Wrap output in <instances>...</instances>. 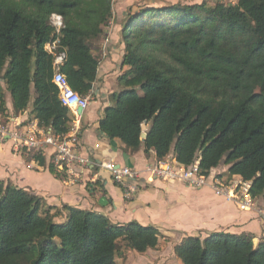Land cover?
Segmentation results:
<instances>
[{
	"label": "trees",
	"instance_id": "16d2710c",
	"mask_svg": "<svg viewBox=\"0 0 264 264\" xmlns=\"http://www.w3.org/2000/svg\"><path fill=\"white\" fill-rule=\"evenodd\" d=\"M112 3L0 0L1 118L8 116L6 91L13 116L32 99L40 126L55 135L71 130V111L52 80L54 58L65 53L60 71L87 96L98 70L88 43L102 34ZM53 14L62 17L58 32ZM121 34L126 70L103 109L100 133L119 138L124 150H153L158 160L173 153L178 165L197 161L206 176L228 165L217 176L250 182L251 197L264 202V0L143 7L127 16ZM54 41L51 53L46 45ZM23 153L45 164L44 153ZM61 209L67 215L58 221L61 210L42 196L0 180V264H117L119 246L143 253L159 244L156 226L112 222L66 204ZM173 251L179 264H264V239L255 243L250 233L187 235Z\"/></svg>",
	"mask_w": 264,
	"mask_h": 264
},
{
	"label": "crops",
	"instance_id": "0c3cea01",
	"mask_svg": "<svg viewBox=\"0 0 264 264\" xmlns=\"http://www.w3.org/2000/svg\"><path fill=\"white\" fill-rule=\"evenodd\" d=\"M122 29L116 33L113 28L103 25L99 38L91 39L89 43L79 38L81 43L89 44L98 60V70L97 79L87 95L89 105L79 120L76 148L93 161L112 160L139 170L142 176L137 191L125 197L122 189L112 182L109 173L98 170L96 166L84 169L83 182L66 184L63 173L49 170L48 155L44 156L45 164L39 165L38 161L27 160L23 152L16 151L11 140H0V180L10 181L42 196L47 205L61 210L58 221L64 220L67 215L61 209L63 204L102 213L112 222L136 220L142 225L156 226L160 238L163 236L172 242L173 250L187 235L203 238L215 231L250 233L254 242L258 243L264 239L263 201L256 199L253 207L241 209L234 200L217 195L209 185L195 187L180 180H150L146 167L160 161L176 163L173 153L158 160L153 150L145 151L143 147L135 151L124 150L119 138L110 139L100 133L98 127L103 109L111 103V94L120 90L117 78L123 70H120L123 44L119 41ZM123 68L125 71L126 67ZM6 101L7 115H12L9 94ZM31 102L32 99L28 108L17 116L20 120L33 117ZM227 169L228 165L220 164L211 169L210 175L224 174ZM176 264H179L177 258Z\"/></svg>",
	"mask_w": 264,
	"mask_h": 264
},
{
	"label": "built area",
	"instance_id": "2783aa9c",
	"mask_svg": "<svg viewBox=\"0 0 264 264\" xmlns=\"http://www.w3.org/2000/svg\"><path fill=\"white\" fill-rule=\"evenodd\" d=\"M50 20L58 32L62 26V17L53 14ZM56 42L48 43L46 49L52 53ZM64 57V52L55 55L52 80L58 88L61 103L71 111L73 117L71 130L64 135H55L50 126H40L35 118L22 121L17 116L8 115L6 118L0 117V140H11L16 151L42 152L48 155L50 166L63 173L64 182L69 185L83 182L84 169L96 166L98 170L107 171L112 182L122 189L124 196L130 197L137 191L138 181L142 176L139 170L116 164L112 160L93 161L76 148L79 120L82 112L88 107L89 100L87 96H80L72 90L65 75L60 71L59 67ZM78 108L82 109L81 113L77 111ZM146 172L150 180L156 178L180 180L195 187L209 185L217 195L237 202L241 209H249L256 204V200L249 194L250 182L240 178L225 182L216 175H203L199 171L197 161L189 167L175 162L160 161L147 166ZM261 211L264 213V207Z\"/></svg>",
	"mask_w": 264,
	"mask_h": 264
},
{
	"label": "rangeland",
	"instance_id": "374dc122",
	"mask_svg": "<svg viewBox=\"0 0 264 264\" xmlns=\"http://www.w3.org/2000/svg\"><path fill=\"white\" fill-rule=\"evenodd\" d=\"M229 2V0H224ZM197 0H113L112 3V17L106 22V25L113 28L117 33L122 29L124 22L127 20V16L143 7H165L177 3H195ZM114 16V17H113ZM121 35V36H120ZM119 41L123 44L122 57L124 54L125 43L122 40V34H119ZM83 39L82 37H79ZM121 53V51H120ZM121 57V58H122ZM121 74L124 72V68L121 66ZM4 86V82L2 81ZM8 93L5 91L7 98ZM7 103V101H6ZM169 239L159 238V244L155 249H149L148 252L138 253L122 246H119L116 253L117 264H176V255L172 249V242ZM170 243V244H169ZM178 260V258H177ZM180 263V262H179Z\"/></svg>",
	"mask_w": 264,
	"mask_h": 264
},
{
	"label": "water",
	"instance_id": "95a60500",
	"mask_svg": "<svg viewBox=\"0 0 264 264\" xmlns=\"http://www.w3.org/2000/svg\"><path fill=\"white\" fill-rule=\"evenodd\" d=\"M79 113H81L82 109L81 108H78L77 110ZM141 129H142V133H141V137L144 139L146 137V122H143L142 125H141Z\"/></svg>",
	"mask_w": 264,
	"mask_h": 264
}]
</instances>
